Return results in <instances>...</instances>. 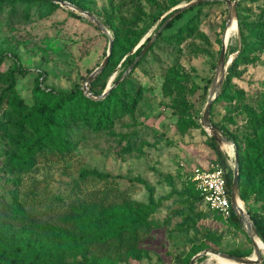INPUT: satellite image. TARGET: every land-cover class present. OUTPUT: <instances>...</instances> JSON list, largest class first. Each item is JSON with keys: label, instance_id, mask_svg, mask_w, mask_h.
<instances>
[{"label": "rangeland", "instance_id": "374dc122", "mask_svg": "<svg viewBox=\"0 0 264 264\" xmlns=\"http://www.w3.org/2000/svg\"><path fill=\"white\" fill-rule=\"evenodd\" d=\"M60 1L0 0V196L9 202L16 198L31 215V223L13 225L15 236L41 239L45 245H56L61 253L57 239L33 223L67 228L76 235L85 259L94 257L98 264H188L192 256L210 249L252 255L243 222L241 229L236 228L204 204H197L191 185L196 167L217 163L202 114L227 30L225 0L185 8L160 36L155 31L159 19H155L193 0ZM236 8L252 27L264 21V0H238ZM85 12L104 21L106 32ZM125 22L132 25L128 41L111 54L107 68H100L109 43L112 46L114 28L125 31ZM192 22V32L176 39L179 28ZM249 32L244 27L248 38ZM232 35L225 45L224 79L231 64L228 59L242 46L238 28ZM146 36L154 37L152 46L130 68L127 56ZM257 56L235 64L225 96L216 98L209 110V120L222 134L235 136L246 158L254 157V144L264 141V47ZM14 66L23 71L11 76ZM174 73L186 76L185 81L169 82ZM119 74L127 75L129 89L138 94L134 106L127 102L123 115L115 117L110 126L77 139L69 154L45 151L35 156L34 165L25 172L9 171L5 155L11 147L9 135L16 131L7 121V111L15 109L6 100L11 80L22 106L28 109L34 104L36 79L46 90L74 89L97 100L101 97L88 95L84 86L103 87L104 91L115 85ZM179 103L188 107L185 120L193 121L185 129L179 125ZM17 114L21 116L22 111ZM227 140L218 145L233 177L234 154L229 156L225 149L234 151L236 145ZM261 155L264 158V145ZM238 199L247 220L252 213L264 215V166L244 198L238 187ZM144 210L149 228L135 234L124 232L105 249L99 243L91 246L79 227L85 221L113 229L118 220L124 223L143 216ZM71 214L73 219L67 222L65 217ZM260 251L262 262L264 247ZM62 258L70 264H87L80 253L64 252ZM194 264H213L210 253Z\"/></svg>", "mask_w": 264, "mask_h": 264}, {"label": "trees", "instance_id": "16d2710c", "mask_svg": "<svg viewBox=\"0 0 264 264\" xmlns=\"http://www.w3.org/2000/svg\"><path fill=\"white\" fill-rule=\"evenodd\" d=\"M207 3H209L208 0L200 2L199 5ZM191 8L192 7L189 9ZM185 11L187 10L176 14L172 19L167 21L160 31H158V29L170 15V12L163 17H157L155 21H157V19H159V21L157 22L155 31L158 36L161 35L162 30L171 27L173 22ZM236 17L238 34L242 46L235 49L238 50V52L231 61L228 74L223 80L216 98L225 96L230 72L233 70L235 64L257 59V51L264 47V21L252 27L253 24L251 22H246L239 17L237 8ZM101 22L103 25L105 24L104 21ZM194 24L195 23L192 22L179 28L178 32L175 34L176 39H180L183 35H189L193 30ZM126 27L128 29H126ZM131 27L132 25H130L129 22H125V31L120 32L119 28H114L111 53L104 68L109 66L112 59L111 54L113 55L117 47L122 46L126 40L128 41V32L131 31ZM244 27L250 28V32L248 33L250 38L244 34ZM149 39L150 36H148L131 55L127 56L130 60V64L139 55L141 49ZM150 46H152V44ZM148 49L138 58L133 67L140 63L142 56ZM22 71L23 68L14 66L10 75L13 76L15 72L20 73ZM185 79L186 76L174 73L169 78V82L180 84L185 81ZM114 84L115 85L104 96H100L103 92V87L100 89L95 88L93 85L89 87V91L94 96L101 97L94 100L81 91L76 92L74 89L69 91L46 90L41 87L40 81L36 79L32 87L34 104L28 109H25L26 106H22V100L18 98L13 88L14 82L11 80L8 84V96L6 100H9L10 103L14 105L15 109L14 111H7V121L12 123V127H14L16 131L9 135L8 139L11 147L6 151L5 155L9 171L13 174L25 172L34 165L35 156L45 151L65 156L74 148L77 139L83 137L88 132H96L110 126L115 117L121 116L127 111V102L134 106L136 95H138L134 94L129 89L131 85L128 82L127 75H117L114 79ZM20 111H22V114L18 116L20 114L17 113ZM186 114H189L188 107L184 103H179L177 106V115L180 117L179 125L183 129L188 127L190 123H193L192 120L191 122L185 120ZM16 117L21 118V120H18ZM262 119V121H264V118ZM23 121L25 122L23 123ZM213 124L217 126V124ZM223 134L228 139L234 141L236 145L239 195L241 198H244L245 192L249 189L253 177L258 175L264 166V158L261 155V148L264 145V141H259L257 144H254L256 150L254 157L246 158L241 144L236 140L235 136L233 134H227L226 132H223ZM208 141L209 146L214 151L215 160L226 170L225 180L230 193L232 172L227 169L225 156L213 136H209ZM191 185L195 192V202L197 204H204L211 212L222 217L216 210L208 206L202 194L195 187L193 180ZM143 213V216H134L124 223L118 220L113 229H107L98 225L95 226L88 222L84 223L85 221L79 227L86 234L91 246L99 243L101 248L105 249L111 241L116 238L120 239L124 232L135 234L136 230H147L150 226V223L146 219V213H148V211L144 210ZM72 216V214L67 215L65 217L66 221L68 222L73 219ZM249 217L258 237L264 244V215L252 213L249 214ZM224 219L236 228L241 229L242 223L240 217L233 209H231L230 215ZM22 222L31 223V215L27 212L25 206L17 201L16 198H13V200L9 202L0 196V264H70L62 258L64 252L80 253L83 263L98 264L94 257L85 259V252L79 248L76 243V235L67 228L50 224L41 225L37 222L33 223V226L48 230L57 239L56 241L62 246V251L59 253L56 245H45L41 239H32L30 237L22 239L15 236L12 231L13 225H19L22 224ZM235 254L240 256L245 255L241 253ZM259 264H264V259Z\"/></svg>", "mask_w": 264, "mask_h": 264}, {"label": "water", "instance_id": "95a60500", "mask_svg": "<svg viewBox=\"0 0 264 264\" xmlns=\"http://www.w3.org/2000/svg\"><path fill=\"white\" fill-rule=\"evenodd\" d=\"M202 1H206V0H193L187 3H184L183 5L177 6L173 9H171L170 15L166 18V20L163 22V24L160 26V28L158 29V31H160L162 29V27L166 24L167 21H169L170 19H172L176 14L182 12L185 8L193 5V4H197L200 3ZM238 0H225V3L228 6V13H227V20H226V27L229 26L232 22L233 19H235L236 21V3ZM62 4H67L65 1L61 0L60 1ZM167 12V13H169ZM92 20H94V22L96 23V25L101 28V30H103L104 32H106V28L105 26L102 24V22L96 18L93 14L89 13V12H85ZM166 13V14H167ZM164 14V15H166ZM163 15V16H164ZM162 16V17H163ZM238 28L237 25V21H236V29ZM147 37V36H146ZM146 37L144 38V40L146 39ZM154 37H151L146 44L144 45V47L141 49L139 55L133 60V62L130 64V68L135 64V62L138 60V58L148 49V47L151 45L152 41H153ZM143 43V42H142ZM225 43L224 41H222V45H221V49H220V53L216 62V69H215V75L214 78L211 82V86H210V94H209V98L205 104L204 107V111L202 114V125H204L206 128H208L211 132V136H213L214 140L219 143V144H223L228 142L227 138L221 133V131L209 120V110L211 108V105L213 103V101L215 100L221 86L223 83V79H224V74H225V64L226 61L224 59V55H225ZM139 47V45L137 46ZM136 47V48H137ZM135 48V49H136ZM134 49V50H135ZM111 53V43H109V49H108V53L106 55V57L104 58L103 62L100 65V68H103L109 58V55ZM233 59V56H231L228 61L231 62ZM227 61V63H228ZM91 79V75H89L86 78V81L88 83V81ZM86 85V84H85ZM113 86H108L101 94L100 96H104ZM84 91L85 93H87L90 96H94L90 91L89 88L84 86ZM234 154V170H233V177H232V182H231V187H230V201H231V206L234 209V211L239 215L240 220L243 222L244 227L247 230V233L249 235V238L251 240L252 246H253V254L250 256H240V255H234V254H227V253H221L218 252L216 250H204L201 253L195 254L194 256H192V258L190 259L188 264H194L196 259L198 257H200L201 255H206L207 253L216 255V256H220V257H224L227 259H230L233 264H259L261 262V251L260 249L256 246L255 242H254V235L258 237L256 230L252 224L251 220H247L245 218V215L243 214V210L241 207L238 206L237 204V199H238V159H237V152L236 149H234L233 151ZM264 247V244H263Z\"/></svg>", "mask_w": 264, "mask_h": 264}, {"label": "built area", "instance_id": "2783aa9c", "mask_svg": "<svg viewBox=\"0 0 264 264\" xmlns=\"http://www.w3.org/2000/svg\"><path fill=\"white\" fill-rule=\"evenodd\" d=\"M225 172L226 170L219 163H212L204 168L196 167L192 176L195 187L202 194L205 202L223 218H227L233 209Z\"/></svg>", "mask_w": 264, "mask_h": 264}, {"label": "bare ground", "instance_id": "6f19581e", "mask_svg": "<svg viewBox=\"0 0 264 264\" xmlns=\"http://www.w3.org/2000/svg\"><path fill=\"white\" fill-rule=\"evenodd\" d=\"M226 28H227V30L225 29L226 31H224L223 38H222V41H224L225 44L228 42V40H229L230 36L232 35V33L236 30V21H235V19H233L231 24L229 26H227ZM232 37H233V35H232ZM224 144H226V143H223V145ZM225 150H226V153L229 156H232L233 150L231 148H226ZM237 204H238L239 207L242 208L243 214L245 215L244 208L242 207L241 201L239 199H237ZM254 242H255L256 246L260 250L263 249L262 241L259 238H257L256 236H254ZM210 261L213 264H233V262L230 259H227V258H224V257H220V256H216V255H213V254H210Z\"/></svg>", "mask_w": 264, "mask_h": 264}]
</instances>
